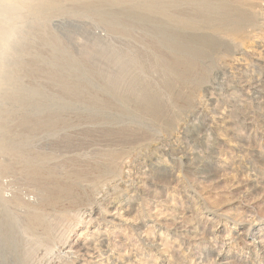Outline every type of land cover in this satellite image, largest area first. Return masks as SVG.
<instances>
[{
    "label": "rangeland",
    "instance_id": "rangeland-1",
    "mask_svg": "<svg viewBox=\"0 0 264 264\" xmlns=\"http://www.w3.org/2000/svg\"><path fill=\"white\" fill-rule=\"evenodd\" d=\"M225 1L246 15L240 30L213 33L187 81L135 68L144 103L97 76L82 88L65 63L83 60L96 37L142 50L138 32L120 36L88 14L22 30L25 51L11 62L38 108L7 103V125L56 126L37 131L28 162L11 159L0 177V264H264V0ZM32 85L42 94H27Z\"/></svg>",
    "mask_w": 264,
    "mask_h": 264
},
{
    "label": "bare ground",
    "instance_id": "bare-ground-1",
    "mask_svg": "<svg viewBox=\"0 0 264 264\" xmlns=\"http://www.w3.org/2000/svg\"><path fill=\"white\" fill-rule=\"evenodd\" d=\"M53 14L95 16L98 21L108 27L110 32L120 36H131L134 32H138L139 38L145 40L142 50L128 44L121 48L107 46L106 42L96 37L92 39V45L94 43L96 47L93 45L80 49L83 60L78 62L73 54H67L65 63L71 71L80 70L83 79L82 88L91 89L96 84L94 78L97 76L102 79L110 91L119 92L123 84L130 86L133 89L131 93L135 96L133 99L140 103L147 102L148 96L142 93L139 86L142 76L140 73H134L135 68L142 72L150 66L157 65L163 71L167 84H170L172 79L181 80L180 82L187 81L195 67V60L206 50L215 46V38L211 35L221 32L235 33L240 30L247 19L239 6L231 5L225 0H0L1 178L10 172L13 166L11 159L18 158L28 162L26 146L37 131H50L56 126L55 117L39 119L33 124L23 120L19 123V130L13 131L7 125L8 120H6L9 118L10 109L6 107L9 102H17L19 106L27 110L38 108L35 105L33 107L28 105L30 103L26 98L28 95L23 96L19 88L18 71L16 72L18 65L12 63L11 60L13 51L17 52L20 47H22L21 52L25 51H22L21 39H25L22 36V30L26 32L28 27H33L32 30L37 27L33 20L42 21L43 25L48 27L47 23ZM66 23L72 24L71 21L61 22L60 32L67 27ZM205 30H209L211 34ZM68 38L70 39L69 35ZM56 62L53 66L58 70L61 68L58 64L60 62ZM63 85L67 89L65 82ZM25 91L27 94H42L41 89L35 85L28 86ZM87 108H92L91 104ZM124 109L128 110V107ZM146 109L153 112L154 107L146 106ZM15 202L18 203V200ZM8 205L9 202L0 196L1 213H6ZM8 216L7 213L4 217ZM1 226L2 219L0 229ZM0 236H2L1 230Z\"/></svg>",
    "mask_w": 264,
    "mask_h": 264
}]
</instances>
